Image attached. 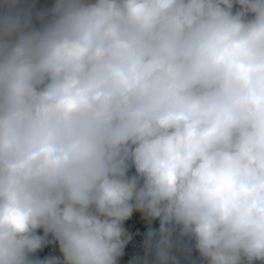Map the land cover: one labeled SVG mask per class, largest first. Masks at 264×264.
<instances>
[{"label": "clouds", "instance_id": "obj_1", "mask_svg": "<svg viewBox=\"0 0 264 264\" xmlns=\"http://www.w3.org/2000/svg\"><path fill=\"white\" fill-rule=\"evenodd\" d=\"M134 212L143 264H264V0H0V264H117Z\"/></svg>", "mask_w": 264, "mask_h": 264}, {"label": "trees", "instance_id": "obj_2", "mask_svg": "<svg viewBox=\"0 0 264 264\" xmlns=\"http://www.w3.org/2000/svg\"><path fill=\"white\" fill-rule=\"evenodd\" d=\"M43 0H38L41 5ZM147 219L138 212H134L133 215L124 222V229L126 235L130 237L126 246L123 249V255L118 258L117 264H143L145 250L143 242L145 239L146 232L149 228ZM158 221H153L151 227L158 228ZM39 234H43L40 230ZM50 241L41 250L35 253L36 259H45L48 257H58L60 255L58 243L52 240L49 236ZM179 264H203L199 254L195 251L194 247L190 253H177ZM261 264V262H257Z\"/></svg>", "mask_w": 264, "mask_h": 264}, {"label": "built area", "instance_id": "obj_3", "mask_svg": "<svg viewBox=\"0 0 264 264\" xmlns=\"http://www.w3.org/2000/svg\"><path fill=\"white\" fill-rule=\"evenodd\" d=\"M52 2L53 0H43L41 5L46 6V5L51 4Z\"/></svg>", "mask_w": 264, "mask_h": 264}]
</instances>
